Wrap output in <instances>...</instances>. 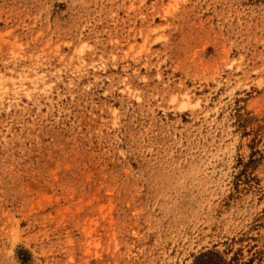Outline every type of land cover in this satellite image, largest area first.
<instances>
[{
  "label": "rangeland",
  "instance_id": "1",
  "mask_svg": "<svg viewBox=\"0 0 264 264\" xmlns=\"http://www.w3.org/2000/svg\"><path fill=\"white\" fill-rule=\"evenodd\" d=\"M0 264H264V0H0Z\"/></svg>",
  "mask_w": 264,
  "mask_h": 264
}]
</instances>
